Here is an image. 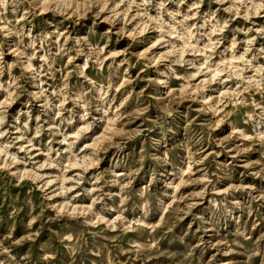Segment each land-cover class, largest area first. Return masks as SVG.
Here are the masks:
<instances>
[{
	"label": "rangeland",
	"instance_id": "1",
	"mask_svg": "<svg viewBox=\"0 0 264 264\" xmlns=\"http://www.w3.org/2000/svg\"><path fill=\"white\" fill-rule=\"evenodd\" d=\"M0 264H264V0H0Z\"/></svg>",
	"mask_w": 264,
	"mask_h": 264
}]
</instances>
